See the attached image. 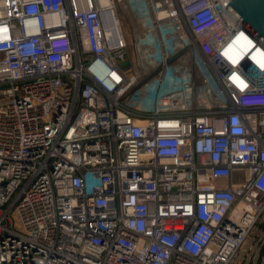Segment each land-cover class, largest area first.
<instances>
[{"label":"built area","instance_id":"2783aa9c","mask_svg":"<svg viewBox=\"0 0 264 264\" xmlns=\"http://www.w3.org/2000/svg\"><path fill=\"white\" fill-rule=\"evenodd\" d=\"M116 1L0 0V264H233L264 216V43L230 0H130L131 104Z\"/></svg>","mask_w":264,"mask_h":264},{"label":"rangeland","instance_id":"374dc122","mask_svg":"<svg viewBox=\"0 0 264 264\" xmlns=\"http://www.w3.org/2000/svg\"><path fill=\"white\" fill-rule=\"evenodd\" d=\"M136 4L130 0L116 1V11L120 21L126 42L127 58L132 65V70L139 73L138 84L133 86L127 94L128 103H135L136 99L145 93V83L153 75L150 74L153 67L148 60L142 55L139 49V36L144 32L140 23V16ZM181 61V58L178 59ZM174 60V62H178ZM264 216L250 229L245 241L239 248L233 264H264Z\"/></svg>","mask_w":264,"mask_h":264},{"label":"water","instance_id":"95a60500","mask_svg":"<svg viewBox=\"0 0 264 264\" xmlns=\"http://www.w3.org/2000/svg\"><path fill=\"white\" fill-rule=\"evenodd\" d=\"M226 6L264 43V0H230Z\"/></svg>","mask_w":264,"mask_h":264},{"label":"clouds","instance_id":"9594fccd","mask_svg":"<svg viewBox=\"0 0 264 264\" xmlns=\"http://www.w3.org/2000/svg\"><path fill=\"white\" fill-rule=\"evenodd\" d=\"M244 89V88H243ZM254 104V101H248V102H244V101H241L240 102V106L241 107H244V108H249L251 107V105ZM264 104V103H263Z\"/></svg>","mask_w":264,"mask_h":264},{"label":"crops","instance_id":"0c3cea01","mask_svg":"<svg viewBox=\"0 0 264 264\" xmlns=\"http://www.w3.org/2000/svg\"><path fill=\"white\" fill-rule=\"evenodd\" d=\"M262 254H264V253H262Z\"/></svg>","mask_w":264,"mask_h":264}]
</instances>
